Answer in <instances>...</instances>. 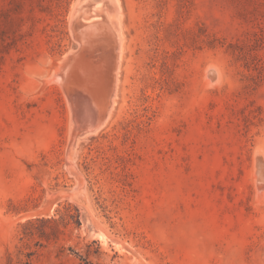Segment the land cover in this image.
I'll return each instance as SVG.
<instances>
[{"label":"rangeland","instance_id":"1","mask_svg":"<svg viewBox=\"0 0 264 264\" xmlns=\"http://www.w3.org/2000/svg\"><path fill=\"white\" fill-rule=\"evenodd\" d=\"M78 2L0 0V264H264V0H120L116 103L74 143Z\"/></svg>","mask_w":264,"mask_h":264},{"label":"bare ground","instance_id":"2","mask_svg":"<svg viewBox=\"0 0 264 264\" xmlns=\"http://www.w3.org/2000/svg\"><path fill=\"white\" fill-rule=\"evenodd\" d=\"M85 1L86 3L82 7L80 5V7L74 8L73 12V20L77 16L75 14L79 11L80 15L84 16V19H81L80 16H78L74 24L76 31L75 34H77L75 37L79 40L81 46L84 47L74 55L71 53L68 54L63 60V64L61 65L58 72L59 76L64 79V82L68 87V89L65 90H69V96L72 102V111L74 112V116L77 119V122H75L77 123L76 126H78V130L75 131V134L73 133L74 143H77L78 137L80 138L84 137L85 135L87 136L92 132L95 133L96 130L105 125L111 117L114 105L116 103L118 75L121 67L122 54L124 51V31L122 26L120 0H109V5H107L105 9L95 6L96 0H79L78 5L82 2L84 3ZM105 12H107L106 14L109 15L111 23L109 22V19H107ZM100 18L103 19L106 25H104V23L95 22L96 19ZM85 20L90 22V27L81 30L83 26L88 24L85 22ZM100 44L106 45L107 49L111 51H108L106 47H100ZM89 48H96V50L100 49L105 51L107 54L105 58L102 57L100 59V55L96 57V60L102 62L104 66L107 65V59L109 58L108 60H110L109 63L111 66V74L109 75L108 86L106 85L103 87L105 88L104 90L100 88V81L94 83L93 81L95 79H93L89 73L83 72L81 70L83 69L82 66L88 64V61L92 58L87 51ZM97 53H99V51ZM68 60L70 61L67 62ZM80 61L87 63L81 65V67H75V65L80 63ZM71 65L74 66L72 67ZM64 67H66V70L61 72ZM103 77H106L104 68L103 72L98 75V80H101ZM92 82L95 90H98L97 94H93L90 90L91 87L89 88L88 86L89 83ZM73 120H75V118ZM262 189H264V186H262Z\"/></svg>","mask_w":264,"mask_h":264}]
</instances>
